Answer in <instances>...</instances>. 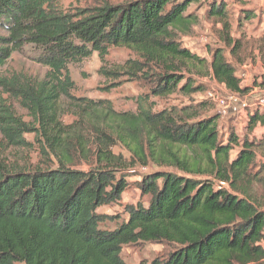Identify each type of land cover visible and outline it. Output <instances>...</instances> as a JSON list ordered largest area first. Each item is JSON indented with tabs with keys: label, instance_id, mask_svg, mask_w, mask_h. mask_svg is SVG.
<instances>
[{
	"label": "trees",
	"instance_id": "trees-1",
	"mask_svg": "<svg viewBox=\"0 0 264 264\" xmlns=\"http://www.w3.org/2000/svg\"><path fill=\"white\" fill-rule=\"evenodd\" d=\"M194 1L126 0L70 14L56 0H0L6 32L0 35V68L25 44L48 68L39 80L0 74V89L21 90L56 163L0 165V264H127L123 246L139 242L170 249L138 264H264V192L258 193L259 186L264 189V130L256 131L258 124L264 127V111L254 107L237 131L220 127V113L202 115L204 102L155 110L149 99L202 90L182 73L188 62L208 66L216 82L237 94L264 87V73L240 85L222 49L211 51L207 62L181 46L176 31H188L197 21L192 13L184 15ZM206 3L207 15L222 22V42L236 53L241 44L230 35L225 1ZM253 14L240 10L247 19ZM113 46L128 47L137 58L102 74L149 84L135 111L70 93L68 63L94 52L102 59ZM62 98L74 116L70 122L61 120ZM0 122L16 141L35 129L3 103ZM116 145L128 155L115 153ZM150 164L154 168L136 171ZM129 176H138L134 182L147 203L125 205L123 220L98 212L121 197ZM111 219L118 222L115 228L100 227Z\"/></svg>",
	"mask_w": 264,
	"mask_h": 264
},
{
	"label": "rangeland",
	"instance_id": "rangeland-1",
	"mask_svg": "<svg viewBox=\"0 0 264 264\" xmlns=\"http://www.w3.org/2000/svg\"><path fill=\"white\" fill-rule=\"evenodd\" d=\"M126 0H56L57 6L66 13L76 14L82 10L108 4H120ZM226 3V21L231 25V37L240 41V48L232 54L230 48L225 46L220 38L222 22L207 15L206 0L192 2L185 10L184 15L192 13L197 21L191 25L190 30L176 31L177 40L182 47L188 49L200 58L210 61L211 51L222 49L227 61L235 68V74L240 79V85L252 83L254 77L264 73V0H223ZM241 9L255 11L250 18L240 15ZM4 28L0 26V35H5ZM35 48L25 44L21 50L13 51L5 65L0 68V74L4 76H25L26 78L42 79L48 71L35 61ZM135 52L123 46L110 47L103 56L94 52L91 56L80 62L68 63L67 68L70 78L74 82V88L70 91L74 97H87L93 100L108 99L117 111H135L136 98L148 93L149 84L141 78L133 79L123 74L118 78H107L102 74L103 70H116L127 59H136ZM208 66L197 63H185L182 73L190 75L197 83L203 86L202 90L189 95L175 92L169 95L152 96L153 109H178L183 105H196L204 102V106L198 108L202 115L220 113L218 119L221 128L232 125L240 131L245 125L246 115L254 107H260L264 111V87H256L245 94H237L228 90L224 85L215 81ZM113 85V87L111 86ZM109 87V89L106 87ZM68 100L62 98L58 102V110L62 114L61 120L70 122L74 116L67 108ZM0 103L8 105L15 117L20 118L35 129L27 130L19 135L20 140L5 134L3 124L0 122V165L7 168H44L56 166L55 159L44 142L42 133L37 125L31 121V113L25 105L21 90L15 87L12 91L0 89ZM264 127L258 124L257 133H262ZM48 151V152H47ZM115 153L127 152L120 145L113 147ZM257 150V158L261 157ZM80 167L86 168V165ZM138 168V169H137ZM136 171H145L154 168L150 164L146 167H137ZM138 176H129V182L121 197L116 202H111L98 209V212L126 218L124 207L127 204L147 203L148 197L143 196L137 189L135 182ZM263 187H258V193H263ZM117 219V218H116ZM118 222L107 220L100 224L101 228L113 229ZM170 249L169 245L155 242H139L137 244L124 245L121 257L127 264H138L141 261L149 263L153 258L163 255Z\"/></svg>",
	"mask_w": 264,
	"mask_h": 264
}]
</instances>
